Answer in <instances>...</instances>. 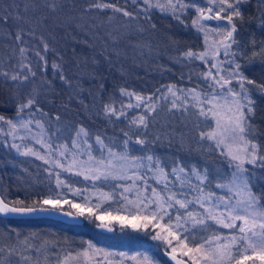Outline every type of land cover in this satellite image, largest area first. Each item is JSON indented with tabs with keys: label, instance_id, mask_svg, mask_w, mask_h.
I'll return each mask as SVG.
<instances>
[{
	"label": "trees",
	"instance_id": "1",
	"mask_svg": "<svg viewBox=\"0 0 264 264\" xmlns=\"http://www.w3.org/2000/svg\"><path fill=\"white\" fill-rule=\"evenodd\" d=\"M202 7L220 11L221 19L210 25L230 32V58L240 77L235 86L250 104L245 134L255 148L254 161L243 167L264 214V0H222L217 9L214 3ZM192 18L191 10H179L172 0H0V63L13 22L29 24L39 34L31 35L28 46L38 88L27 109L53 123L50 130L60 129L57 134L64 137L80 130L92 140L125 141L157 154L162 150L212 172L224 167L225 159L202 139L203 122L159 108L137 127L132 119L144 114L141 107H122L120 117L106 113L122 103L124 90L148 102L168 87L202 88L199 69L185 58L202 45ZM11 100L0 83L1 116L11 115ZM119 184L112 178L83 179L0 145V196L13 205H46L47 198L89 189H102L114 199ZM55 207L75 211L71 202ZM95 213H83L81 224L0 217V264H22L23 258L27 264H85L89 250L95 251L97 264H118L119 254L133 251L146 257V264H168L163 251L195 264L180 244L182 235H163L160 226L144 223L141 216L136 230L113 226L111 233H102L94 228Z\"/></svg>",
	"mask_w": 264,
	"mask_h": 264
},
{
	"label": "rangeland",
	"instance_id": "2",
	"mask_svg": "<svg viewBox=\"0 0 264 264\" xmlns=\"http://www.w3.org/2000/svg\"><path fill=\"white\" fill-rule=\"evenodd\" d=\"M172 2L179 10L192 11L194 29L202 39L200 50L185 55L187 62H193L192 68L199 69L202 88L168 87L148 102L147 97L124 90L122 103L107 107L106 113L120 117L122 107H141L144 114L132 119L137 127L144 115L151 116L159 108L179 118L187 114L205 124L200 135L224 156V167L211 172L194 161L173 159L162 150L157 154L125 141L92 140L80 130L68 137L57 134L60 129L50 130L53 123L27 109L38 88L32 74L34 52L29 53L28 46L31 35L39 34L29 24L15 22L7 55L0 63V83L14 105L10 116L0 115V145L83 179L112 178L120 183L114 199L102 189L77 190L70 197L47 198L50 206L71 202L78 215L96 212V223L117 226L120 231L134 230L141 216L144 223L160 226L163 235H182L180 244L195 264H264V214L251 194V176L243 167L255 159V148L245 134L248 95L235 86L240 77L230 58V32L201 19L205 11L221 19L220 11L202 6L214 3L217 9L222 0ZM89 252L85 264H97L95 251ZM119 255L118 264H146V257L136 251ZM21 263L27 261L23 258Z\"/></svg>",
	"mask_w": 264,
	"mask_h": 264
},
{
	"label": "water",
	"instance_id": "3",
	"mask_svg": "<svg viewBox=\"0 0 264 264\" xmlns=\"http://www.w3.org/2000/svg\"><path fill=\"white\" fill-rule=\"evenodd\" d=\"M201 19L204 22L212 23L216 20V17L205 11L201 14ZM0 217L18 219L49 218L66 224H81L83 222L80 215L64 208L47 204L32 206L13 205L3 200L1 196ZM94 228L102 233H111L113 231V227L100 223H96ZM162 256L168 264H191L186 259L171 251H163Z\"/></svg>",
	"mask_w": 264,
	"mask_h": 264
}]
</instances>
